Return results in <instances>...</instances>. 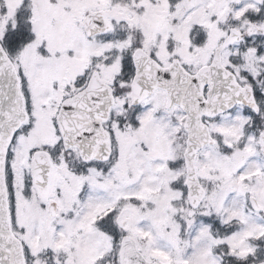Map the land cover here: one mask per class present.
Returning <instances> with one entry per match:
<instances>
[{"label": "snow or ice", "instance_id": "obj_1", "mask_svg": "<svg viewBox=\"0 0 264 264\" xmlns=\"http://www.w3.org/2000/svg\"><path fill=\"white\" fill-rule=\"evenodd\" d=\"M0 264H264V0H0Z\"/></svg>", "mask_w": 264, "mask_h": 264}]
</instances>
